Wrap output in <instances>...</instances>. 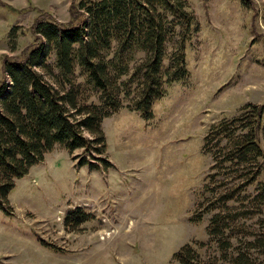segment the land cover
Returning a JSON list of instances; mask_svg holds the SVG:
<instances>
[{"label": "rangeland", "instance_id": "374dc122", "mask_svg": "<svg viewBox=\"0 0 264 264\" xmlns=\"http://www.w3.org/2000/svg\"><path fill=\"white\" fill-rule=\"evenodd\" d=\"M70 1L0 0L6 5L0 4V59L31 43L29 28L38 14L66 21ZM245 2L187 0L199 26L184 47L187 79L166 87L149 119L126 109L131 96L102 121L104 156L112 168H76L71 156L78 150L69 155L55 148L15 180L7 196L12 216L0 211V264H168L189 242L199 247L204 263L218 257L205 227L224 205L235 213L239 196L223 206L213 201L239 182L227 174L205 178L215 170L201 152L202 137L210 124L236 116L244 104L264 103V0ZM259 143L264 152V129ZM256 181L264 182V161ZM77 207L91 216L69 231L64 216ZM195 215L200 219L189 222ZM248 216L227 221L240 235L245 227L264 233L258 227L264 204L260 214Z\"/></svg>", "mask_w": 264, "mask_h": 264}, {"label": "trees", "instance_id": "16d2710c", "mask_svg": "<svg viewBox=\"0 0 264 264\" xmlns=\"http://www.w3.org/2000/svg\"><path fill=\"white\" fill-rule=\"evenodd\" d=\"M239 1L246 6L245 0ZM198 29L187 0H71L64 22L47 12L38 14L29 28L31 43L19 55L0 59V211L12 216L7 196L15 180L55 148L69 155L78 150L71 156L76 168H112L104 156L102 121L131 96L126 109L151 118L152 104L166 87L187 79L184 47ZM8 38L13 48L14 29ZM50 55L51 63L46 61ZM263 129L264 103H246L236 116L207 127L201 152L209 156L208 168L215 172L205 178L227 174L229 181L239 182L213 202L223 206L237 195L241 203L233 215L224 205L223 212L207 221V236L218 257L204 263L199 247L189 242L172 253L168 264H264L259 260L264 257V233L245 227L240 235L238 226L227 221L261 213L264 182L256 179L264 161L259 143ZM248 186H253L250 192ZM90 216L77 207L66 213L64 224L73 231ZM199 219L195 215L189 222Z\"/></svg>", "mask_w": 264, "mask_h": 264}]
</instances>
